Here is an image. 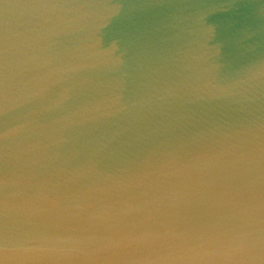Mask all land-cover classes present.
<instances>
[{"label": "water", "instance_id": "95a60500", "mask_svg": "<svg viewBox=\"0 0 264 264\" xmlns=\"http://www.w3.org/2000/svg\"><path fill=\"white\" fill-rule=\"evenodd\" d=\"M0 264H264V0H0Z\"/></svg>", "mask_w": 264, "mask_h": 264}]
</instances>
